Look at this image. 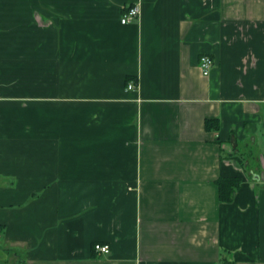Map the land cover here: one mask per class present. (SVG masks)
Masks as SVG:
<instances>
[{"label":"crops","instance_id":"0c3cea01","mask_svg":"<svg viewBox=\"0 0 264 264\" xmlns=\"http://www.w3.org/2000/svg\"><path fill=\"white\" fill-rule=\"evenodd\" d=\"M0 264H264V0H0Z\"/></svg>","mask_w":264,"mask_h":264},{"label":"built area","instance_id":"2783aa9c","mask_svg":"<svg viewBox=\"0 0 264 264\" xmlns=\"http://www.w3.org/2000/svg\"><path fill=\"white\" fill-rule=\"evenodd\" d=\"M141 13V9L139 5H135L131 8H129L126 13L123 15L121 19V23L123 25L129 24L132 22L135 18L139 17ZM214 66V61L209 56H202L200 60V68L204 74V76H209L211 73V70ZM136 88L132 83L129 84L128 89H134ZM95 250L102 254H108L110 253V246L108 245H101V244H95Z\"/></svg>","mask_w":264,"mask_h":264},{"label":"trees","instance_id":"16d2710c","mask_svg":"<svg viewBox=\"0 0 264 264\" xmlns=\"http://www.w3.org/2000/svg\"><path fill=\"white\" fill-rule=\"evenodd\" d=\"M240 183L239 178H224L218 181L219 196L222 202H230L236 188ZM95 249V245H94Z\"/></svg>","mask_w":264,"mask_h":264}]
</instances>
